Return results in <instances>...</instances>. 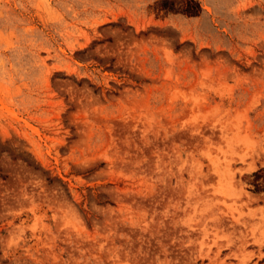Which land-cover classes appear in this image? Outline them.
Instances as JSON below:
<instances>
[{
  "label": "rangeland",
  "instance_id": "rangeland-1",
  "mask_svg": "<svg viewBox=\"0 0 264 264\" xmlns=\"http://www.w3.org/2000/svg\"><path fill=\"white\" fill-rule=\"evenodd\" d=\"M0 264H264V0H0Z\"/></svg>",
  "mask_w": 264,
  "mask_h": 264
},
{
  "label": "trees",
  "instance_id": "trees-1",
  "mask_svg": "<svg viewBox=\"0 0 264 264\" xmlns=\"http://www.w3.org/2000/svg\"><path fill=\"white\" fill-rule=\"evenodd\" d=\"M255 177H257L256 173H254ZM253 186H254V190H259L257 182L255 180H253L252 182Z\"/></svg>",
  "mask_w": 264,
  "mask_h": 264
}]
</instances>
